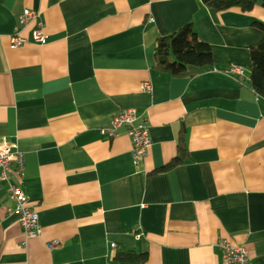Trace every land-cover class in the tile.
<instances>
[{
  "label": "crops",
  "instance_id": "0c3cea01",
  "mask_svg": "<svg viewBox=\"0 0 264 264\" xmlns=\"http://www.w3.org/2000/svg\"><path fill=\"white\" fill-rule=\"evenodd\" d=\"M261 3L243 13L202 0H0V145L24 154L23 181L9 177L41 228L24 237L2 184L0 264H134L118 252L222 264L220 238L264 264V99L249 80ZM24 9L39 14L46 45L10 47L15 33L30 38ZM188 24L213 66L156 72V39ZM125 109L149 131L138 165L124 128L100 134ZM180 134L185 160L156 172L178 157Z\"/></svg>",
  "mask_w": 264,
  "mask_h": 264
},
{
  "label": "built area",
  "instance_id": "2783aa9c",
  "mask_svg": "<svg viewBox=\"0 0 264 264\" xmlns=\"http://www.w3.org/2000/svg\"><path fill=\"white\" fill-rule=\"evenodd\" d=\"M150 22V21H148ZM32 24L30 38L26 39L18 33L10 37V47L15 48L27 43H33L39 46L46 45V36L44 34V23L40 20L36 11L24 9L18 19L19 29H24ZM229 76L243 77L242 68L239 66H230L224 72ZM142 91H150V85L145 83L141 87ZM124 128L125 134L131 142V155L134 165H138L148 153L151 146V140L147 126L140 120L134 109H125L113 116L108 127L100 129V134L106 139H113L119 135V130ZM24 154L7 144L0 145V187L2 184L6 187V195L12 201L13 206L9 212L18 217L25 238L38 237L41 234V228L38 224V215L29 203L28 197L22 192L21 188L11 182L10 174H13L21 183L24 178ZM54 243H49L47 247L51 249ZM114 247V245H112ZM216 247L221 252L222 264H252L251 259L245 248L232 246L225 238H220Z\"/></svg>",
  "mask_w": 264,
  "mask_h": 264
},
{
  "label": "trees",
  "instance_id": "16d2710c",
  "mask_svg": "<svg viewBox=\"0 0 264 264\" xmlns=\"http://www.w3.org/2000/svg\"><path fill=\"white\" fill-rule=\"evenodd\" d=\"M257 0H202V3L215 12L238 9L250 12ZM264 8V0L261 3ZM254 27L262 34L258 43L249 49L251 63L249 80L253 91L264 99V23L256 22ZM154 70L167 75L184 73L188 67L210 69L213 66L212 52L208 44L201 41L191 25H185L176 32L156 39ZM178 157L165 164L156 172L168 171L182 163L186 158V147L183 137L178 138ZM117 259L134 264L145 262V255L118 252Z\"/></svg>",
  "mask_w": 264,
  "mask_h": 264
}]
</instances>
